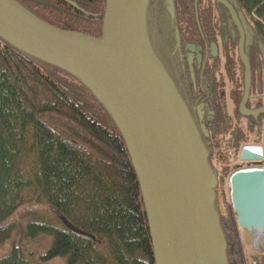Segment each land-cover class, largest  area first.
Returning <instances> with one entry per match:
<instances>
[{"label": "trees", "instance_id": "obj_1", "mask_svg": "<svg viewBox=\"0 0 264 264\" xmlns=\"http://www.w3.org/2000/svg\"><path fill=\"white\" fill-rule=\"evenodd\" d=\"M235 3L264 43V0ZM89 5L91 13L65 29L103 38L106 0ZM148 10L149 3L151 44L169 71L166 15L155 21ZM204 24L208 33V11ZM216 112L218 120L206 126L209 136L202 141L213 171L215 163L223 167L214 171V206L227 262L264 264V252L246 257L237 220H223L225 212H235L229 177L238 167L230 166L232 158L249 140L224 107ZM0 264H156L140 180L111 113L77 76L1 36Z\"/></svg>", "mask_w": 264, "mask_h": 264}, {"label": "water", "instance_id": "obj_2", "mask_svg": "<svg viewBox=\"0 0 264 264\" xmlns=\"http://www.w3.org/2000/svg\"><path fill=\"white\" fill-rule=\"evenodd\" d=\"M219 1L241 31L247 97L251 69L244 30L233 6ZM147 5L148 0H106L104 35L95 38L52 26L16 0H0V36L77 76L111 113L140 180L156 264H228L214 206L217 177L200 131L151 44ZM240 111L262 109L247 111L242 101ZM257 150L246 147L241 158L260 160ZM230 182L238 225L253 233L257 248L264 238V167L238 170Z\"/></svg>", "mask_w": 264, "mask_h": 264}, {"label": "flooded vegetation", "instance_id": "obj_3", "mask_svg": "<svg viewBox=\"0 0 264 264\" xmlns=\"http://www.w3.org/2000/svg\"><path fill=\"white\" fill-rule=\"evenodd\" d=\"M16 1L50 25L67 30L65 27L68 23L82 21L85 15L91 13L89 3L92 0ZM227 1L233 6L244 30L243 50L251 69L246 110L262 109L261 112L249 115H244L240 111L246 87V66L240 55L241 31L228 7L219 0H211L208 3L206 0H173L172 5L170 0H148V13H151V17L153 15L155 21L166 15V24L172 38L169 40L168 53L171 55L169 61L167 60L169 71L173 77L182 80L181 82L177 80L175 84L200 131L201 138L209 136L202 131L203 127L207 131L206 126L211 127L218 120L216 112L218 107H224L226 115L242 127L249 140L232 158L233 165L238 167L236 171L262 168L264 167V43L260 40L254 23L233 0ZM207 11L211 13L213 19V25L208 33L204 24ZM248 25L252 29L251 34ZM163 38L165 37L162 36ZM155 48L159 50L158 44ZM216 59L218 62L215 64ZM247 146L260 148L262 158L257 161L243 160L242 151ZM215 165H218V168L214 166V169L220 173L223 170L220 162ZM210 166L212 168V164Z\"/></svg>", "mask_w": 264, "mask_h": 264}, {"label": "rangeland", "instance_id": "obj_4", "mask_svg": "<svg viewBox=\"0 0 264 264\" xmlns=\"http://www.w3.org/2000/svg\"><path fill=\"white\" fill-rule=\"evenodd\" d=\"M233 1L235 2V0H233ZM248 29H249V32L252 31V29H251V27L249 25H248ZM250 34H251V32H250ZM263 92H264V90H263ZM214 166L218 168V165L214 164ZM230 166L234 167L233 163ZM228 187H230L229 184H228ZM230 217L233 220H235V221L237 220L235 212H233V214L230 215V216L225 212L223 214L224 222H226ZM237 229H238V233H239L242 245H243V250L245 251L247 258L250 257L251 254L264 252V238H261V239L258 240V245L259 246L256 248L255 247V238H254L253 233L249 232L246 229L241 228L239 225H238Z\"/></svg>", "mask_w": 264, "mask_h": 264}, {"label": "bare ground", "instance_id": "obj_5", "mask_svg": "<svg viewBox=\"0 0 264 264\" xmlns=\"http://www.w3.org/2000/svg\"><path fill=\"white\" fill-rule=\"evenodd\" d=\"M27 10H28V9H27ZM243 97H244V98H243L242 101H244V106H245V103H246V97H245V95H244ZM244 99H245V100H244ZM245 108H246V106H245ZM247 147H250V146H247ZM255 148H256V147H255ZM257 152L259 153L260 156L262 155V150H261L260 148H258Z\"/></svg>", "mask_w": 264, "mask_h": 264}]
</instances>
